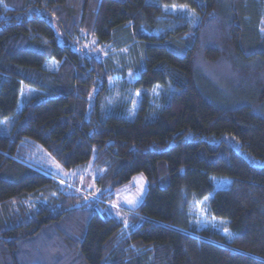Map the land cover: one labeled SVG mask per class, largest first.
Masks as SVG:
<instances>
[{"label": "trees", "instance_id": "1", "mask_svg": "<svg viewBox=\"0 0 264 264\" xmlns=\"http://www.w3.org/2000/svg\"><path fill=\"white\" fill-rule=\"evenodd\" d=\"M9 117L0 264H264V0H0ZM46 155L89 166L96 197ZM139 174L142 203L104 212ZM205 199L227 236L192 223Z\"/></svg>", "mask_w": 264, "mask_h": 264}, {"label": "rangeland", "instance_id": "2", "mask_svg": "<svg viewBox=\"0 0 264 264\" xmlns=\"http://www.w3.org/2000/svg\"><path fill=\"white\" fill-rule=\"evenodd\" d=\"M172 12L176 10L173 7H169ZM95 42L90 39L89 43L85 47V49L93 48L94 49ZM96 50V49H95ZM58 62L49 61L46 65V69L49 71L55 72L58 68ZM112 89L115 92V99L118 98L119 93L122 89L120 83L112 84ZM34 91L27 86H23L22 90L19 94V104L22 103L24 99H27L30 95H34ZM142 92H135L132 95V106L133 111L137 108V105L140 101ZM145 94L148 91H144ZM14 119L11 117L6 118L2 121L0 125V133L8 134L12 122ZM43 164H46V168L51 171L53 174L57 175V181L66 186L68 189L77 192L78 194H83L84 196H88L89 198H95L97 194V190L94 184V175L91 172V168L88 166L83 169H76L67 171L63 169L60 165L54 162L47 155L43 157ZM213 185L216 189H222L226 186V182L219 179L212 180ZM147 190V182L145 177L142 174L136 175L127 185L116 190L114 200L108 204L107 208L104 212L110 213L114 216H124V214L129 213L131 210L135 209L138 205H140L144 199L145 193ZM212 195L208 196L207 199L211 198ZM206 199L198 200L195 202V205L190 210V215L192 217V223L199 229H213L217 232H220L224 235H228V231L225 227V222L219 219L213 218L206 207ZM127 215V214H126Z\"/></svg>", "mask_w": 264, "mask_h": 264}]
</instances>
